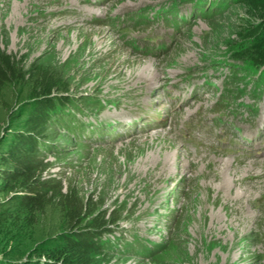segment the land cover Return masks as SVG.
<instances>
[{"label": "rangeland", "instance_id": "rangeland-1", "mask_svg": "<svg viewBox=\"0 0 264 264\" xmlns=\"http://www.w3.org/2000/svg\"><path fill=\"white\" fill-rule=\"evenodd\" d=\"M162 6L170 0H0L1 51L24 70L48 65L70 94L88 96L76 116L87 131L115 127L113 136L106 132L98 143L59 132L55 141L62 150L47 155L52 164L47 179L80 193L97 215L117 219L110 225L115 235L102 240L111 239L114 249H122V241L133 250L107 249L108 264H264V140L256 136L264 135V98L256 99L251 87L231 103L220 96L246 85L233 80L225 65L242 10L230 7L214 15L194 10L197 18L178 33L158 18ZM145 7L149 24L136 29L137 19L129 18L128 40L149 35L155 47L170 44L169 53H135L103 22L127 19ZM190 11L188 4L181 14ZM100 36L111 38L115 48ZM190 69L193 78L181 81ZM195 88L200 89L193 93ZM12 104L3 105H9L6 113L0 106V134L8 127L6 114L20 107ZM252 106L258 114L250 113ZM218 110L242 131L228 128L251 152L244 165L221 152L222 133L213 123ZM192 120L202 126L194 130L202 144L182 137Z\"/></svg>", "mask_w": 264, "mask_h": 264}, {"label": "trees", "instance_id": "trees-1", "mask_svg": "<svg viewBox=\"0 0 264 264\" xmlns=\"http://www.w3.org/2000/svg\"><path fill=\"white\" fill-rule=\"evenodd\" d=\"M171 1L175 8L190 3L200 14L241 8V26L227 44L232 51L225 65L233 80L253 83L255 95L264 94V0ZM69 90L48 65L34 63L24 70L0 49V106L5 112L10 100L20 105L6 114L9 128L0 134V264H108L107 249L133 250L122 241V249H114L111 239L102 240L115 235L112 213L97 215L80 193L47 179L52 169L47 155L62 150L58 133L80 139L88 134L76 116L89 98ZM8 91L12 95L6 100Z\"/></svg>", "mask_w": 264, "mask_h": 264}, {"label": "bare ground", "instance_id": "bare-ground-1", "mask_svg": "<svg viewBox=\"0 0 264 264\" xmlns=\"http://www.w3.org/2000/svg\"><path fill=\"white\" fill-rule=\"evenodd\" d=\"M16 2V1H15ZM28 8V7H27ZM105 30V29H104ZM100 39L103 41V42H105V44L108 46V47H110V48H115V42L111 39V38H109L110 40H106V38H105V36H100ZM153 64V63H152ZM153 66H156V64H154ZM153 66H152V68H153ZM150 67L151 66H148V68L150 69ZM148 68H145V69H148ZM144 70V69H143ZM142 70V71H143ZM151 90V89H150ZM161 145V144H160ZM158 149V148H157ZM166 155V154H165ZM168 155V154H167ZM164 156V155H163ZM227 184H229V185H231L232 184V182H228ZM227 184H225V185H227Z\"/></svg>", "mask_w": 264, "mask_h": 264}]
</instances>
